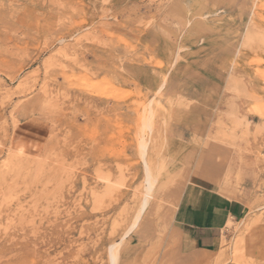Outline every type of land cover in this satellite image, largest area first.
Returning <instances> with one entry per match:
<instances>
[{
    "label": "rangeland",
    "instance_id": "obj_1",
    "mask_svg": "<svg viewBox=\"0 0 264 264\" xmlns=\"http://www.w3.org/2000/svg\"><path fill=\"white\" fill-rule=\"evenodd\" d=\"M0 264H264V0H0Z\"/></svg>",
    "mask_w": 264,
    "mask_h": 264
},
{
    "label": "crops",
    "instance_id": "obj_2",
    "mask_svg": "<svg viewBox=\"0 0 264 264\" xmlns=\"http://www.w3.org/2000/svg\"><path fill=\"white\" fill-rule=\"evenodd\" d=\"M246 212L242 200L220 189L188 184L177 200L175 219L186 229L195 247H212L228 221L240 219Z\"/></svg>",
    "mask_w": 264,
    "mask_h": 264
},
{
    "label": "bare ground",
    "instance_id": "obj_3",
    "mask_svg": "<svg viewBox=\"0 0 264 264\" xmlns=\"http://www.w3.org/2000/svg\"><path fill=\"white\" fill-rule=\"evenodd\" d=\"M46 147H47V146H46ZM15 150H16V149H15ZM17 151H18V150H17ZM17 153H18V152H17ZM12 155H13V154H12ZM12 155H11V156H12ZM10 158H11V157H10ZM8 159H9V158H8ZM37 160H38V159H37ZM11 162H12V161H11ZM147 190H148V189H147ZM111 260H113V255H112V259H111Z\"/></svg>",
    "mask_w": 264,
    "mask_h": 264
}]
</instances>
